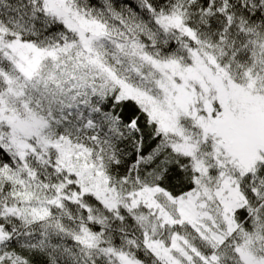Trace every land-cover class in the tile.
I'll list each match as a JSON object with an SVG mask.
<instances>
[{
  "label": "snow or ice",
  "instance_id": "obj_1",
  "mask_svg": "<svg viewBox=\"0 0 264 264\" xmlns=\"http://www.w3.org/2000/svg\"><path fill=\"white\" fill-rule=\"evenodd\" d=\"M0 264H264V0H0Z\"/></svg>",
  "mask_w": 264,
  "mask_h": 264
}]
</instances>
